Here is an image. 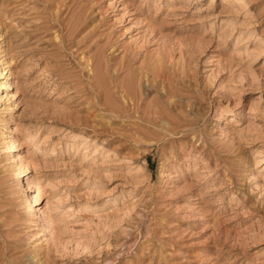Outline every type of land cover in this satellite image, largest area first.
<instances>
[{"label":"rangeland","instance_id":"rangeland-1","mask_svg":"<svg viewBox=\"0 0 264 264\" xmlns=\"http://www.w3.org/2000/svg\"><path fill=\"white\" fill-rule=\"evenodd\" d=\"M0 83V264H264V0H0Z\"/></svg>","mask_w":264,"mask_h":264},{"label":"bare ground","instance_id":"bare-ground-1","mask_svg":"<svg viewBox=\"0 0 264 264\" xmlns=\"http://www.w3.org/2000/svg\"><path fill=\"white\" fill-rule=\"evenodd\" d=\"M7 71H8V70H7ZM0 85L3 86V87H6V85H7V88L10 87V84H2V83H0ZM11 86H12V85H11ZM10 88H11V87H10ZM8 89H9V88H8ZM24 187H26V186H24ZM28 187H29V186H28ZM28 189H29V188H28ZM34 203H35V202H34Z\"/></svg>","mask_w":264,"mask_h":264}]
</instances>
